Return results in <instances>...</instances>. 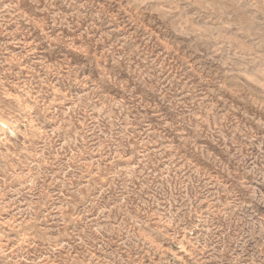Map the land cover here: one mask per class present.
Returning <instances> with one entry per match:
<instances>
[{
  "label": "rangeland",
  "instance_id": "rangeland-1",
  "mask_svg": "<svg viewBox=\"0 0 264 264\" xmlns=\"http://www.w3.org/2000/svg\"><path fill=\"white\" fill-rule=\"evenodd\" d=\"M0 264H264V0H0Z\"/></svg>",
  "mask_w": 264,
  "mask_h": 264
}]
</instances>
